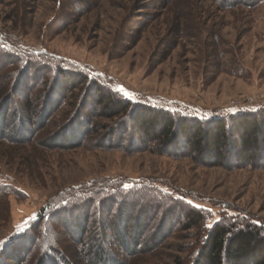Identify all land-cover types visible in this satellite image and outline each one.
<instances>
[{
	"label": "rangeland",
	"instance_id": "rangeland-1",
	"mask_svg": "<svg viewBox=\"0 0 264 264\" xmlns=\"http://www.w3.org/2000/svg\"><path fill=\"white\" fill-rule=\"evenodd\" d=\"M236 1L0 0V41L50 52L61 59L57 62L97 76L110 88L122 87L134 101L196 114L253 108L264 105V0ZM38 87L29 99L32 105L45 90L43 84ZM85 91L80 86L67 92L66 100L29 142L1 140L0 185L13 189L8 194L6 189L0 190V240H9L7 246L36 222L48 201L54 208L70 199L69 195L92 191L109 180L167 187L191 205L210 210L205 225L225 212L244 213L264 222V167L230 168L222 163L227 154L221 151L218 164H212L214 158L199 156L204 146L202 128L187 138L190 147L179 155L158 142L151 148L136 145L131 132L122 135L114 127L118 117L106 118L110 111H104L100 116L91 115L92 133L80 144L57 143L53 139L57 125L64 126L74 115L70 114L73 106ZM107 96L101 92L98 99ZM16 104L10 103L11 109ZM94 106L92 103V109ZM118 113L121 116L120 110ZM224 143L228 142L220 135L216 148ZM49 213L44 211L34 232L49 224ZM56 218L50 221L46 238L38 240L56 245L61 233L65 246L76 244ZM175 222L161 246L127 259L125 264L191 261L204 227L184 229V216ZM17 249L18 245L8 254ZM41 250L39 245L32 246L27 263L37 264ZM111 250L122 255L116 246Z\"/></svg>",
	"mask_w": 264,
	"mask_h": 264
},
{
	"label": "trees",
	"instance_id": "trees-1",
	"mask_svg": "<svg viewBox=\"0 0 264 264\" xmlns=\"http://www.w3.org/2000/svg\"><path fill=\"white\" fill-rule=\"evenodd\" d=\"M256 1L260 0H253V3ZM49 53L0 41V142H29L36 131L46 126L50 114L66 100V93L85 86V93L70 113L74 115L64 126L57 125L53 133V139L59 144H80L92 133L91 115L100 116L104 111H110L105 117H118L113 122L117 124L114 127H119L122 135L131 132L130 139L143 147L151 148L158 142L165 149L183 155L190 147L187 138L202 128L204 146L199 156L214 158L212 164H218L221 151L222 155L227 154L222 163L230 168L264 167V105L196 114L170 105L142 103L110 88L97 76L57 62L61 59ZM42 84L45 90L32 105L29 99ZM101 92L108 94L107 101L104 97L98 99ZM14 101L17 104L11 109L10 103ZM92 103L95 104L93 109ZM220 135L228 143L216 148ZM1 185L0 190L6 189V194L13 190ZM167 189L149 182L109 180L101 182L92 191L81 190L75 196L69 195L70 199L54 208L48 201L36 222L0 251V259L5 254L4 264H29L28 251L39 245L42 250L37 264H125L127 259L157 248L175 227L176 219L184 216V229L202 225L205 231L187 264H264V222L250 219L244 213L225 212L207 227L205 222L211 211L193 206L180 194ZM94 207L96 210L93 211ZM47 210L50 211L49 224L45 223L39 232H34ZM55 216L66 236L76 244L65 246L61 233L57 234L61 239L56 245L49 243L50 238L47 245L46 241L38 240L47 236L50 221ZM197 231L202 230L197 228ZM22 242L25 244L21 245ZM17 245L20 249L8 254ZM111 246H116L122 255H114Z\"/></svg>",
	"mask_w": 264,
	"mask_h": 264
},
{
	"label": "snow or ice",
	"instance_id": "snow-or-ice-1",
	"mask_svg": "<svg viewBox=\"0 0 264 264\" xmlns=\"http://www.w3.org/2000/svg\"><path fill=\"white\" fill-rule=\"evenodd\" d=\"M118 91L123 92L124 95L127 96V97H129V98H131V96H132L131 93L127 92V91L124 90L122 87H121L120 89H118ZM124 187H125V188H128L129 185H124ZM197 207H199V206H197ZM209 211H210V210H209ZM206 226H207V227H211L212 225H211V224H208V225H206ZM8 243H9V240H0V251H2L3 248L7 246Z\"/></svg>",
	"mask_w": 264,
	"mask_h": 264
},
{
	"label": "built area",
	"instance_id": "built-area-1",
	"mask_svg": "<svg viewBox=\"0 0 264 264\" xmlns=\"http://www.w3.org/2000/svg\"><path fill=\"white\" fill-rule=\"evenodd\" d=\"M240 108H247L246 106H243V107H241V106H239Z\"/></svg>",
	"mask_w": 264,
	"mask_h": 264
}]
</instances>
